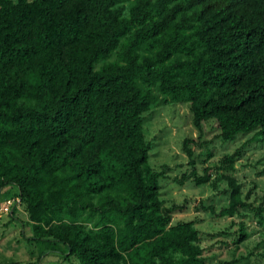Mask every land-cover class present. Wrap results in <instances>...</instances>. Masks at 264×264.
Segmentation results:
<instances>
[{"label":"trees","instance_id":"trees-1","mask_svg":"<svg viewBox=\"0 0 264 264\" xmlns=\"http://www.w3.org/2000/svg\"><path fill=\"white\" fill-rule=\"evenodd\" d=\"M162 104L186 105L200 135L212 120L215 138L253 133L264 150V0H0V203L23 210L45 251L206 264L195 222L172 223L147 164L142 114ZM192 145L178 183L220 179L225 207L201 209L239 217L237 151L213 180Z\"/></svg>","mask_w":264,"mask_h":264},{"label":"rangeland","instance_id":"rangeland-1","mask_svg":"<svg viewBox=\"0 0 264 264\" xmlns=\"http://www.w3.org/2000/svg\"><path fill=\"white\" fill-rule=\"evenodd\" d=\"M212 123L206 122L200 135L190 124L186 105H154L142 114L143 135L149 145L147 164L153 171L162 172L158 180L159 199L164 207H176L171 214L172 223L195 222L206 264H264V150L252 140L253 133L238 136L232 142L215 138L216 132L209 130ZM185 138L195 141L191 149L196 174L202 175L203 169L209 167L213 180L219 175L213 170L217 163L237 151L232 174L246 205L239 217L215 216L226 205L225 197L218 194L226 186L220 179L215 182V189L210 183L196 187L190 180L178 183L179 177L189 173L192 166H187L181 151ZM209 206L215 214L201 209ZM3 207L8 211L4 212ZM257 215L262 219L260 224ZM25 221L26 214L16 204L0 203V264H75L72 257L47 252L41 242L30 240L32 231ZM239 223L244 227V238L234 244L241 233ZM58 248L64 250L62 246Z\"/></svg>","mask_w":264,"mask_h":264},{"label":"built area","instance_id":"built-area-1","mask_svg":"<svg viewBox=\"0 0 264 264\" xmlns=\"http://www.w3.org/2000/svg\"><path fill=\"white\" fill-rule=\"evenodd\" d=\"M2 209L4 210V212L8 211V209L6 207H3Z\"/></svg>","mask_w":264,"mask_h":264}]
</instances>
